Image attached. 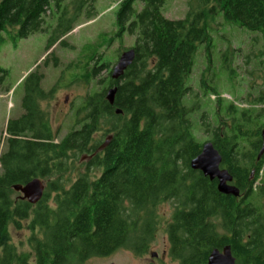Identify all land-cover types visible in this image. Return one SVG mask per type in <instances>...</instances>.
Here are the masks:
<instances>
[{"label": "trees", "instance_id": "16d2710c", "mask_svg": "<svg viewBox=\"0 0 264 264\" xmlns=\"http://www.w3.org/2000/svg\"><path fill=\"white\" fill-rule=\"evenodd\" d=\"M64 1L0 0V34L26 38L44 32L46 11L54 8L60 14L47 40L48 51L74 28L84 8L86 18L94 14V0H74L72 14L62 6ZM218 2L226 21L264 34V0ZM163 5L164 0L119 3L114 37H135V59L114 80L110 62L99 54L91 56L97 57L91 77L107 70V84L87 94L76 110L75 124L61 139L39 105L54 89H42L43 74L37 70L25 77L23 112L8 119L0 153V264H84L120 248L141 255L154 237L155 209L164 202L174 204L165 226L172 260L207 264L213 249L229 245L238 264H243L242 253L251 257V264H264V252H254L257 247L251 245L261 239L255 226L259 207L254 203L261 194L253 191L251 170L238 153L242 132L232 105L226 112L229 123L214 114L218 124L213 145L247 203L242 207L237 197L217 190V180L190 168L202 144L193 136L182 101L189 92L185 80L197 44L210 45L205 13L170 19ZM6 73L0 66V81ZM111 87H116L113 105L106 100ZM76 162L85 172L67 179L66 172L75 171ZM34 178L46 183L42 198L31 204L15 195L14 186ZM26 220L32 232L29 251L17 252L7 227L21 230ZM241 234L250 244H241Z\"/></svg>", "mask_w": 264, "mask_h": 264}, {"label": "rangeland", "instance_id": "374dc122", "mask_svg": "<svg viewBox=\"0 0 264 264\" xmlns=\"http://www.w3.org/2000/svg\"><path fill=\"white\" fill-rule=\"evenodd\" d=\"M121 1L94 0V14L86 18L84 8L74 28L48 51L47 40L60 14L54 8L46 11L44 32L26 38H16L7 31L0 34V66L7 71L0 81V153L7 137L8 119L23 112L24 79L34 70L43 74L41 87L45 92L54 89L52 95L41 100L39 105L49 118L53 131L58 133L57 140L73 127L76 110L83 99L108 81L107 70L100 71L95 79L91 77L97 59H91V56L99 54L106 58L112 70L120 54L134 45V36L114 37L115 12ZM62 4L70 14L74 12V0H65ZM196 11L205 13L204 24L210 45L207 48L205 42L197 44L192 70L185 80L189 92L182 103L188 110L193 136L203 144L213 140V128L218 124L215 113L221 122L229 123L226 114L229 105L234 109L233 115L238 117L241 109L253 102L258 90H264V34L226 21L218 0H164L163 12L167 18L183 19ZM61 40L65 45L59 43ZM98 79H102L100 85ZM99 136L96 134L95 138L99 139ZM77 164L75 171L66 172L67 179L85 172L83 165ZM43 183L45 189V180ZM15 195L22 197L19 191ZM173 209L172 202L160 203L156 207V229L145 253L137 255L129 248H120L106 257H92L84 264H178L168 254L165 227L171 220ZM23 224L21 230L11 224L7 227L17 252L29 251L27 239L32 232L27 220Z\"/></svg>", "mask_w": 264, "mask_h": 264}, {"label": "water", "instance_id": "95a60500", "mask_svg": "<svg viewBox=\"0 0 264 264\" xmlns=\"http://www.w3.org/2000/svg\"><path fill=\"white\" fill-rule=\"evenodd\" d=\"M135 59V51L133 48L123 51L115 65L111 70V78L118 80L123 76L125 70L133 63ZM116 87H111L106 93V100L113 105ZM120 113V110H116ZM263 148L259 156L264 151V130H263ZM222 157L218 150L214 147L212 142H205L202 144L201 152L191 160L190 168L195 171H200L205 177L210 180H217V190L226 195H233L237 197L240 194L239 189L232 185V176L226 169L220 167ZM14 190L22 194V198L31 204L37 203L43 196L44 183L39 178H34L25 185H16ZM152 256H156L152 254ZM207 264H235V259L232 256L231 248L226 245L219 251L217 248L213 249L207 260Z\"/></svg>", "mask_w": 264, "mask_h": 264}, {"label": "flooded vegetation", "instance_id": "af4514ba", "mask_svg": "<svg viewBox=\"0 0 264 264\" xmlns=\"http://www.w3.org/2000/svg\"><path fill=\"white\" fill-rule=\"evenodd\" d=\"M238 124L241 126L242 135L238 137V150L239 156L242 159V164L249 167L251 170V175L248 180H253L252 189L255 193H260V197H256L254 199V203L257 207H259V214L257 216V221L255 223L256 231L259 232V236L261 239L258 243L251 242V245H256V249L254 252H264V151L259 156L260 151L263 148V130H264V90H258L257 94L253 98V102L250 103L246 108L241 109L238 115ZM252 124V128H248V125ZM226 136H220V138H224ZM214 140V139H213ZM213 140L211 141L213 143ZM252 160H248L247 158H253ZM222 169H225L224 166L221 165ZM233 182V180H232ZM231 182L232 185H234ZM248 183V181H247ZM240 196V197H239ZM239 204L243 207L247 203V198L241 197L239 194L237 196ZM241 244H250V239L248 236H244L241 234ZM223 248V247H222ZM222 248L219 251H222ZM250 248H242V252L248 250ZM233 251L231 250V253ZM240 255V253H239ZM233 256V253H232ZM235 259V264H238L237 258L233 256ZM255 258V256L253 257ZM240 262L243 264H251V257H247L242 255L239 257ZM178 264H181L179 260H175ZM254 264V263H253Z\"/></svg>", "mask_w": 264, "mask_h": 264}]
</instances>
